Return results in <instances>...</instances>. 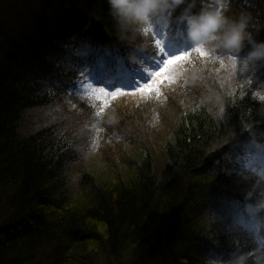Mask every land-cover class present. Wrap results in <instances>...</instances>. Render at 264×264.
<instances>
[{
	"label": "trees",
	"instance_id": "1",
	"mask_svg": "<svg viewBox=\"0 0 264 264\" xmlns=\"http://www.w3.org/2000/svg\"><path fill=\"white\" fill-rule=\"evenodd\" d=\"M204 1L195 0L194 12L219 7L232 19L250 17L252 42L225 50L235 66L213 78L219 110L191 103L160 153L139 138L117 158L105 157L114 147L97 144L88 115L62 105L44 123L43 112L80 75L105 68L113 76L150 47L121 35L107 0H17L9 28L2 13L0 264H91L101 255L109 264H264V210L247 207L258 193L243 190L224 161L238 137L264 144V61L247 59L253 42H264V0ZM183 7L166 32L179 43ZM130 132L120 128L111 140L124 145ZM99 152L107 177L82 169Z\"/></svg>",
	"mask_w": 264,
	"mask_h": 264
},
{
	"label": "rangeland",
	"instance_id": "2",
	"mask_svg": "<svg viewBox=\"0 0 264 264\" xmlns=\"http://www.w3.org/2000/svg\"><path fill=\"white\" fill-rule=\"evenodd\" d=\"M36 5V0H32ZM17 0H0V17L4 13L7 27L12 24L17 12L14 10ZM203 4L221 3L224 5L228 0H210ZM9 5V8H8ZM8 8V9H7ZM21 13V12H20ZM179 39L159 26L151 33L149 39L152 52H139L138 61L132 62V68H117L113 76H109L104 68L103 73L82 74L67 88V94L58 106L51 110L46 109L44 123L53 112L56 117L60 114V106L66 105L72 111H78L80 116L88 115L89 127L97 138V144L106 147V142L114 147L113 152L105 157L128 156V151L139 141H147L151 150L159 149L164 138L173 135V129L180 113L191 103L205 102L211 105V109L219 110L221 100L216 92L219 82L214 77H221L232 68L235 62H227L223 59L228 53L225 50L213 51L202 49L207 54L201 56L197 48L189 46L183 35ZM160 40L158 47L155 43ZM164 51L161 52L160 48ZM155 50V53L153 52ZM147 53V54H146ZM188 58L176 61L160 77L155 85L144 91L145 85L153 83L151 73L160 72L164 68L166 60L176 57ZM215 58V59H214ZM104 66H101L103 68ZM221 75V76H219ZM211 82L212 86L211 87ZM208 87V89H207ZM205 92V93H202ZM114 93H119L113 95ZM204 97H207L204 98ZM205 99L202 101V99ZM207 101V102H206ZM39 117L42 115L37 114ZM129 128L133 138H125V144L120 138L112 141L111 138L120 137V128ZM119 141V143L117 142ZM117 143V144H116ZM104 153H95L83 161L84 167L95 173L107 177V163L103 161ZM225 165L229 173L239 174L242 177L241 188L248 190L254 187L257 193L264 192V144L252 139L249 141L237 138L234 146L225 155ZM249 214H255L254 206H247ZM251 218V217H250ZM241 220V218H240ZM247 220L243 217V222ZM250 226H255V219L248 220ZM241 225V224H240ZM91 264H109L104 256H99Z\"/></svg>",
	"mask_w": 264,
	"mask_h": 264
},
{
	"label": "clouds",
	"instance_id": "3",
	"mask_svg": "<svg viewBox=\"0 0 264 264\" xmlns=\"http://www.w3.org/2000/svg\"><path fill=\"white\" fill-rule=\"evenodd\" d=\"M109 13L113 17L121 35L139 36L142 38L141 50L148 49L152 43L151 33L162 26V29L174 28L173 15L187 4L177 18L179 31L192 48L227 50L238 53L245 41L252 42L248 32L250 17L241 15L232 19L219 7H205L194 12L195 0H107ZM247 59L252 62L264 61V42H253V48ZM248 196L253 194L249 192ZM254 206L264 210V192L257 194ZM235 264H244L242 258Z\"/></svg>",
	"mask_w": 264,
	"mask_h": 264
},
{
	"label": "snow or ice",
	"instance_id": "4",
	"mask_svg": "<svg viewBox=\"0 0 264 264\" xmlns=\"http://www.w3.org/2000/svg\"><path fill=\"white\" fill-rule=\"evenodd\" d=\"M155 43L159 47L160 44H161V41L160 40H156ZM160 51L163 52L164 49L161 47L160 48ZM196 51L199 52V54L201 56H204V55L207 54L201 48H197ZM188 55H189L188 53H185L184 56L176 57L173 60H166L164 62V68H162L160 72H153V73H151V75L153 77V83L151 85H145L143 89H139V90L140 91H144L146 89L152 88L155 85V83L157 82V78L160 77L162 75V73L166 72L171 67V65H173L176 61L183 60V59H187L188 58ZM117 94H119V93H114L113 95H117Z\"/></svg>",
	"mask_w": 264,
	"mask_h": 264
}]
</instances>
